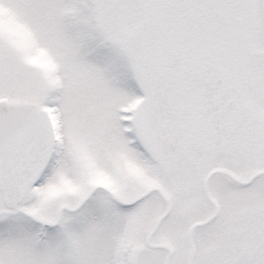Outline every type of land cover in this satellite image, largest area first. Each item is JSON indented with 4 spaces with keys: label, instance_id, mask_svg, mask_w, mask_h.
I'll use <instances>...</instances> for the list:
<instances>
[{
    "label": "snow or ice",
    "instance_id": "1",
    "mask_svg": "<svg viewBox=\"0 0 264 264\" xmlns=\"http://www.w3.org/2000/svg\"><path fill=\"white\" fill-rule=\"evenodd\" d=\"M0 264H264V0H0Z\"/></svg>",
    "mask_w": 264,
    "mask_h": 264
}]
</instances>
